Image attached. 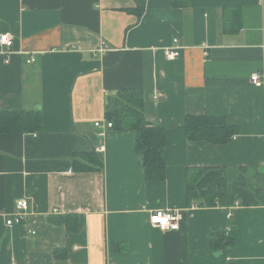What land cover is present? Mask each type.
Listing matches in <instances>:
<instances>
[{"label":"crops","instance_id":"crops-1","mask_svg":"<svg viewBox=\"0 0 264 264\" xmlns=\"http://www.w3.org/2000/svg\"><path fill=\"white\" fill-rule=\"evenodd\" d=\"M226 7L239 9L236 31ZM2 34L12 46H0V112H38L42 129L0 135V264H264V189L239 179L264 178V89L250 83L264 80V0H0ZM175 38L180 57L166 60ZM125 89L143 92L146 122L166 132L162 181L146 179L133 131L105 130L96 152L94 123ZM186 116L240 131L224 145L188 142ZM93 152L103 170L74 171V156ZM197 167L225 170L213 208L187 205ZM20 199L23 222L6 227ZM172 208L179 231L150 226ZM61 216L76 217L73 232ZM216 229L232 245L211 249Z\"/></svg>","mask_w":264,"mask_h":264},{"label":"trees","instance_id":"trees-1","mask_svg":"<svg viewBox=\"0 0 264 264\" xmlns=\"http://www.w3.org/2000/svg\"><path fill=\"white\" fill-rule=\"evenodd\" d=\"M239 9H223L225 30L236 31ZM105 119L112 123L115 131H133L135 133V150L140 158L141 167L148 181H162L166 177V132L163 128L149 125L145 120L144 98L140 89L120 90L106 101ZM42 129L41 115L35 111L0 112V135H19L38 133ZM188 142H206L212 145H224L239 133V128L228 125L224 118L209 116H186L183 125ZM73 168L76 172L102 171L103 162L100 155L78 154L74 156ZM248 171V170H246ZM239 179L244 187L264 189V178L255 185L251 184L241 173ZM257 186V187H258ZM226 173L222 168L197 167L186 170V202L198 208H213L226 197ZM264 192V190H263ZM260 195V194H259ZM264 199V193H261ZM68 232L76 229V217L61 216L55 220ZM232 240L225 237L218 229L210 236L209 245L213 250L232 245ZM114 250H124L122 243L113 245ZM62 251L56 250L60 257Z\"/></svg>","mask_w":264,"mask_h":264},{"label":"built area","instance_id":"built-area-1","mask_svg":"<svg viewBox=\"0 0 264 264\" xmlns=\"http://www.w3.org/2000/svg\"><path fill=\"white\" fill-rule=\"evenodd\" d=\"M0 46L4 48L7 52L12 46V38L9 34L0 35ZM181 46L178 39H174L172 46L164 50V57L166 60H175L180 57ZM106 47H101L96 51L99 54H105L107 52ZM4 52V54H5ZM7 54V53H6ZM34 62L31 57L27 60V63ZM250 83L257 88L264 89V80H261L259 73H253L250 75ZM94 127L99 131L96 134L99 144L96 148V152L101 153L103 151V146L101 145V140L104 136V132L107 129H112V123L104 121H97L94 123ZM28 203L25 199L17 200L15 203V208L12 214L5 219V226L12 227L14 225H19L23 222V217L27 211ZM182 212L177 208H172L169 210H156L149 215V224L152 228L159 230L160 232H176L180 230V225L183 222Z\"/></svg>","mask_w":264,"mask_h":264}]
</instances>
